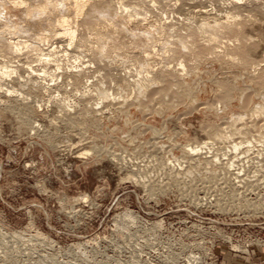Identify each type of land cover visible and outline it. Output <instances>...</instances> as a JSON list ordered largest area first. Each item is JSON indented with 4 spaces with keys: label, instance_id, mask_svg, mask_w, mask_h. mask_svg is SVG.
Masks as SVG:
<instances>
[{
    "label": "rangeland",
    "instance_id": "rangeland-1",
    "mask_svg": "<svg viewBox=\"0 0 264 264\" xmlns=\"http://www.w3.org/2000/svg\"><path fill=\"white\" fill-rule=\"evenodd\" d=\"M124 1L126 3L128 1L129 7L134 2L132 0ZM199 1L192 0L191 2L189 0L190 4L188 0L177 2L173 0L171 3L164 1L160 4H165V7L158 4L159 6H155L156 8L153 7L152 10L150 8V12L149 10L145 11L144 18L147 19H139V21L132 19L130 26H126L128 29L126 34L119 32L117 35L113 34L118 43L120 42L121 49L118 48L114 52L111 50L110 57L108 60L106 58L107 61L104 63L96 61L86 70L90 77V86L84 90L90 91V97H82L87 95V92L82 91L85 87L83 79H80L81 83L76 88L65 79V76L68 75L66 71L74 70L76 67L78 69L85 67L86 62L81 63V60H74L72 57H60L62 54L59 53L60 61L58 63H62L60 66L63 69L56 72L54 64L52 66L43 65L44 63L39 62L35 57L37 53L30 49L23 48L22 53L12 59H7V56H2L0 52V66L6 65L8 71L18 69L21 75H25L21 68L30 64L38 70L48 71V76L54 75L51 78L47 76L46 80H49L46 83L53 84L51 89L55 91L52 94L51 90L50 96L32 97L25 100L26 102L22 98H18V95L8 97L3 91H0V264H264V140H261V143L260 140H256V143L254 142L250 147L242 142L244 138L249 140V136H257L258 133H262L261 136H264V118H260L257 116L258 114L251 115L253 109L261 105L264 110V92H260L264 89L252 86L254 76H258L259 72L264 70V59L262 58L264 55V0H242L240 4H232L223 0L224 4L228 2V5H224L222 0L221 2L218 0L217 8H215L216 0ZM212 1L214 2L212 3ZM168 5L170 7L172 5L174 8H170ZM220 5L222 7H219ZM202 11H206L208 16L204 15ZM162 12L165 14L167 12V14L163 15ZM140 13L138 16L142 15L143 11ZM10 15L13 16V19ZM3 16L2 18L0 16L2 21H0V32L2 31L0 37L3 33L2 37L6 39L17 38L30 45L35 35L37 36L41 32L37 29L35 30L38 32L34 31V27L28 22L30 19L24 20L25 18L20 13L8 12ZM227 16L232 26L237 25V29L240 28L239 32L243 34L246 41L243 40V42L246 43V46L254 45V50L252 48L248 50L249 58L253 61L251 62L253 63L252 67L249 65L252 69L245 70L243 66H240L239 58L232 54L234 48L231 46L235 47L243 43L235 42L234 40L238 38L228 34L218 35L221 38L215 37L216 39L220 38L219 41L213 43V46L219 47L215 48L217 53L215 55L214 53L210 54V51H207L210 55L206 52L207 55L205 53L204 55H200V53L199 57L196 55L199 49L195 48V44L200 37L195 43L193 37H186L188 38L186 43H189L187 46L190 48L192 46L189 45L192 44L196 49L194 52L193 48H190L192 50L190 53L194 52V54L178 56L171 53L176 47L173 44L175 37L178 42L184 35L185 24L196 28L200 26L199 24L211 22L213 19L223 22ZM9 20L18 24L22 32L17 25V29H15L17 32L13 28L8 29L4 26V23ZM162 24H168L166 28L172 26L164 31L170 36L165 33L162 35V32L160 33L162 36L156 32L152 33L154 27L159 29ZM4 27L8 30L5 31ZM149 28L152 32L147 30ZM134 29L138 30L137 33H152L149 36L150 38L153 36L152 39L154 38L156 43L150 39L152 44L151 42L146 44L150 48L144 47L148 53L151 51L150 55L154 56L155 51L156 57L145 58L147 53H144V47L139 44L143 37H140L139 40L137 38L138 41L135 38V41L130 40L131 36L129 35L134 33ZM181 33L183 34L180 36ZM118 34L123 37L119 38ZM206 34L209 36V33ZM206 34L204 36L202 34L204 38L201 37L202 40L199 41L201 44L204 39V42L208 39ZM222 35L225 36L222 37ZM227 37L229 38L227 39ZM223 38H225V43ZM191 39L193 42L190 44ZM158 40L161 42L159 43ZM204 42L203 45L206 44ZM153 44L156 49L153 48ZM164 44L168 46H164ZM229 44L231 45L229 46ZM210 45L212 44L208 46ZM48 47L43 45L41 49L46 53ZM162 48L163 50L167 48L166 52ZM74 50L76 51L74 47H71L68 51L71 56L77 54ZM27 51L34 53L35 56ZM229 51L231 52L229 53ZM202 56L206 57L202 59ZM179 62L185 65L188 72L182 80L185 87L183 90H189L190 94L193 92L183 101L184 105H179L171 99L174 102L172 104L168 96V102L154 100L144 107L145 104L138 105L135 102L136 94H133L131 89L124 85L131 76L135 79H144L147 77L145 75L148 70L151 71L149 79L155 78L166 68H169L168 71L171 74H175ZM257 64L262 65L263 68L257 67ZM253 66H256L257 69ZM117 73L119 74L117 75ZM57 75L59 79L56 77ZM14 76V74H10L8 78H3L5 79L3 80L4 89L10 88V86L14 89L19 88L15 84L16 77L14 78ZM126 76L130 77L127 79ZM53 78L56 80L54 83ZM221 83H232L235 86V91L227 102H221L220 98L218 100V95L222 91ZM100 90L108 96L107 102L102 103L103 107L97 103ZM247 94L250 95L249 98ZM244 95L250 102L247 107L240 108V99ZM111 96L116 99L120 96L119 100L125 99L124 104L127 106L125 107L123 103H120L121 105L118 102L115 103ZM88 98L91 101L87 105L97 103L101 110L99 113L102 112L98 113L97 125L88 124L85 122L87 120L73 114L83 108L84 102L81 101L87 102ZM61 100H65L64 104H68L70 110L72 109L73 112H69L70 115H68L70 118H64L67 114L66 109L60 108ZM9 105L15 107V112L5 110ZM121 106L122 108L124 106L125 109L120 108ZM21 108H26V110ZM242 109L244 112L241 111ZM19 112L26 115L30 121L29 124H21L18 117ZM65 114L66 116H64ZM250 120L251 122L255 120L253 123L257 124L256 134H245L246 137L244 134L236 135V129L242 127V129H247V126L249 127L251 124ZM209 126L217 129L221 127L222 129H219L225 131L233 143L238 142L242 145L233 151L230 146V144L232 145L231 140L223 142L228 138L221 141L222 138L216 137V140H213L214 137L207 136L205 132V128ZM223 131L221 134L224 133ZM233 131H236L235 134ZM231 135L233 136L230 137ZM207 137H210L209 140L206 139ZM207 140L211 146L209 149H202V154L199 153L200 155L196 156L199 159L197 163L201 164L198 165L201 166L200 168L197 166V170L191 165L196 164L192 162L194 160H190L185 149L187 146L200 145ZM220 146L221 148H219ZM86 151L89 152L88 156L82 154ZM160 167L161 169H159ZM188 167H194L198 173L194 172V168L191 171L186 170ZM171 168L172 172L175 171L178 172V176L181 175L179 187L182 189L179 188L178 191V185L174 184V186L172 183L162 192V185L166 184L167 174ZM203 168L205 169L202 170ZM223 168H227L231 172L225 170L226 174L223 172ZM160 170L161 172H159ZM185 170L187 171L186 175L183 173ZM209 172H216V176L220 179L216 177V180L214 179L210 183L212 186L209 184V187L201 190L203 185L200 183V178L208 177ZM237 175L239 176L237 177ZM191 178L193 182L190 181ZM197 179L198 181H196ZM195 185L197 189L193 191V198L192 195L189 196L190 199L186 198L187 196H184L183 192L188 190L189 186L196 188ZM196 198L195 205L193 201ZM246 204L254 206L256 209H252L253 207L250 209Z\"/></svg>",
    "mask_w": 264,
    "mask_h": 264
},
{
    "label": "bare ground",
    "instance_id": "bare-ground-1",
    "mask_svg": "<svg viewBox=\"0 0 264 264\" xmlns=\"http://www.w3.org/2000/svg\"><path fill=\"white\" fill-rule=\"evenodd\" d=\"M129 1H131V0H129ZM132 1H134L133 3L132 2H129V3H132L131 4V7H129V5L130 4H127L128 3V1H127V3H126V1H124V0H0V16H1V18H2V16L3 15H5V14H7L8 12H16V13H20L21 14V16H23L25 19L24 20H26V19H30V21H28L29 23H30V25L32 26V27H34L33 28V30L34 31H36V32H38V31H41L40 32V34L38 33H36L37 34V36L35 35V33H34V35H35V37L33 38L34 40H31L32 41V43L30 44V43H28V44H30V45H27L26 44V41H20V40H18L17 38L15 39V38H9V39H6V38H4V37H2L3 36V33H2V38H1V40H0V42H1V45H0V52L2 53H0L2 56H7L6 58L7 59H12V58H14V57H17L18 55H20L21 53H22V51H23V48H25L26 50H28V49H30V50H32V52L34 51V53L36 52L37 53V55L35 56L34 55V53H32V52H30V51H27L28 53L30 52V53H32L35 57H37L36 59L39 61V62H42V63H44L43 65H45V66H47V65H53L54 64V66H55V69H56V72H59L60 70H61V68H62V66H60L61 64H59L58 63V61H60L59 60V53H61L62 54V56H60V57H64V58H73L74 60H78V61H80L81 60V63L83 62H86L87 63V65H85V67L83 66V67H81L80 69H78L77 67L76 68H74V70H69L68 68V70L69 71H66V72H68V75L67 76H65L66 78V82H68L70 85H72L73 87H78V85H79V83H81L80 81V79H83L82 80V82H83V84H84V86L85 87H83V89H82V91L86 88H88V86H90V82H89V78L90 77H88V72L86 71L87 70V68H89L91 65L93 66L94 64L93 63H95L96 61H98V63H100V61H102V63H104V61H107L108 60V58L110 57V52H111V50L114 52V50L116 51V49H118V48H120V45L121 44H119L118 43V41H117V39L113 36V34H115L116 33V35H117V33L119 32V33H125L126 34V31L128 30L127 29V27L126 26H128L129 24H131V22H132V19L133 20H138L139 21V19H141V20H145V19H147V18H144L145 17V11L146 12H148V10H149V12L153 9V7H155V6H159V5H162V4H160V3H163L164 1H165V3H166V1L168 2V3H171L173 0H132ZM177 1H179V0H174V2H177ZM199 1V0H198ZM226 1H229V2H231L232 4H240L241 3V1L242 0H225V2ZM253 1V0H252ZM261 1V0H260ZM191 2H192V0H191ZM200 2V1H199ZM214 1H212V3H213ZM216 2H217V4L215 5V8H217L218 7V0H216ZM215 2V3H216ZM220 2H221V0H220ZM245 2V1H244ZM258 2V1H257ZM256 2V3H257ZM188 3L190 4V2H189V0H188ZM187 3V4H188ZM205 3V2H204ZM222 3L224 4V2H223V0H222ZM228 3V2H227ZM227 3H225L226 5H228ZM254 3V2H253ZM263 3V2H262ZM159 4V5H158ZM185 4H186V2H185ZM224 4V5H225ZM264 4V3H263ZM164 5V7H165V4H163ZM162 5V6H163ZM174 5V4H173ZM213 5V6H214ZM222 5V4H221ZM219 6V7H222V6ZM231 5V4H230ZM261 5V4H260ZM133 6V7H132ZM167 6V5H166ZM174 6H176V5H174ZM174 6L172 7V5H171V7L172 8H174ZM217 6V7H216ZM234 6V5H233ZM237 6V5H236ZM264 6V5H263ZM168 7H170L169 5H168ZM167 7V8H168ZM170 7V8H171ZM132 8V9H131ZM139 8H141V9H139ZM150 8H151V10H150ZM156 8V7H155ZM166 8V9H167ZM251 8V7H250ZM262 8V7H261ZM131 9V10H130ZM139 9V10H138ZM263 9V8H262ZM212 10V9H211ZM218 10V9H217ZM221 10V9H220ZM234 10V9H233ZM232 10V11H233ZM259 10H261V9H259ZM140 11H143V13H142V15H144L143 17H142V15H140L141 16V18H140V16H138L139 14H141L140 13ZM163 11V10H162ZM170 11V10H169ZM207 11V10H206ZM206 11H202L203 13H204V15H206V16H208L207 14V12ZM210 11V10H209ZM246 11V10H245ZM262 11V10H261ZM212 12V11H211ZM234 12V11H233ZM169 13V12H168ZM172 13V12H171ZM10 14V13H9ZM148 14V13H147ZM150 14V13H149ZM154 14V13H153ZM162 14L163 15H166L167 14V12H166V14L165 13H163L162 12ZM170 14V13H169ZM191 14V13H190ZM212 14V13H211ZM156 15V14H155ZM155 15H153V16H155ZM163 15H161L160 14V16L161 17H163ZM174 15V14H173ZM229 15V14H228ZM11 16V19H13V16L12 15H10ZM20 16V15H19ZM71 16V17H70ZM150 16V15H149ZM225 16V15H224ZM236 16V15H235ZM4 17V16H3ZM7 17H9V16H7ZM147 17H148V15H147ZM156 17H158V16H156ZM190 17V16H189ZM19 19L21 18V17H18ZM206 18V17H205ZM204 18V19H205ZM225 18V17H224ZM232 18V17H231ZM230 18V19H231ZM7 19H9V18H7ZM10 19V20H11ZM15 19V18H14ZM22 19V18H21ZM165 19H166V17H165ZM170 19V18H169ZM209 19V18H208ZM249 19V18H248ZM6 21V23H4V26H6L8 29L10 28H13V30L14 31H16L15 29H17V26H18V24H14L12 21ZM17 20V19H16ZM24 20H23V22H24ZM162 20V19H161ZM164 20V19H163ZM238 21H239V19H237ZM250 20V19H249ZM1 21V20H0ZM32 21V22H31ZM205 21H207V20H205ZM211 21V20H210ZM234 21V20H233ZM2 22V21H1ZM20 21L18 20V23H19ZM142 22V21H141ZM140 22V23H141ZM167 22H168V20H167ZM22 23V22H21ZM134 23V22H133ZM135 23H137L136 21H135ZM143 23H144V21H143ZM164 23H165V21H164ZM26 24V23H25ZM169 24V23H168ZM167 24V25H168ZM171 24V23H170ZM17 25V26H16ZM19 25H20V23H19ZM149 25V24H148ZM157 25V24H156ZM161 25V24H160ZM167 25H163L162 24V26L159 28V29H155V27H154V29L151 31V28H149V29H147L148 31H151L152 33H154L155 34V32L156 33H159V35H160V33L162 32V35H163V33H165L166 35L167 34H169V33H166V32H164L166 29H169L170 27H172V26H170L169 28H166L167 27ZM183 25H184V23H183ZM193 25V24H192ZM200 26H198V27H196V28H193V27H191V25H189V24H185L184 25V28H183V30L185 31L184 32V35H183V37H181V39L178 41V42H176V37H175V43H173L176 47L172 50V48H171V53L173 52L174 54H176V55H178V56H181V55H186L187 54V56H188V54L190 53V52H192V48H193V51L194 52H196V49H199L200 50V52H199V50H197L198 51V53L196 52V55L199 57L200 55H204V53L206 52V53H208L209 51L211 52L210 54H213L214 53V55H215V48H219L217 45H214L213 46V43H216V41L218 40L219 41V39L221 38L220 36H218V35H221V34H228V35H232V36H234V37H236V38H238V39H235L234 41L235 42H242L243 44L242 45H237V46H235V47H232L231 46V48H234V49H232V50H234L233 52L234 53H232L233 55H236V58L238 57L239 59H238V61L241 63V65L240 66H243V68L245 69V70H249V69H252V68H250V67H252L251 66V64H253V63H251V62H253V61H251V59L249 58V55H248V50H249V48H252V50H254V45L252 46H246V41L244 40V38H243V34H240L241 32H239V31H241V30H239V29H237V25L236 26H232L231 25V23L229 22V17L227 16L226 17V19H225V21H223V22H219L218 21V19H213L211 22H204V23H201V24H199ZM238 25H240V24H238ZM22 26V25H21ZM30 26V27H31ZM130 26V25H129ZM159 26V25H158ZM174 26V25H173ZM182 26V25H181ZM19 27V26H18ZM175 27V26H174ZM174 27H173V29H174ZM241 27V26H240ZM5 28V27H4ZM7 28H5L4 30L6 31V30H8ZM157 28V27H156ZM3 29V28H2ZM35 29H37V30H35ZM182 29V28H181ZM19 30H20V27H19ZM135 30V29H134ZM4 31V32H5ZM14 31H13V36L15 35L14 34ZM21 32H22V30H20ZM25 31V30H24ZM43 31H45L44 33H42ZM132 31V30H131ZM137 31L138 30H135L134 31V33H132L131 35H129V36H131V37H129L130 38V40L132 39V40H134V38L136 39V41H138L139 39H141L140 37H143L142 39V41L139 43V44H141L143 47L144 46H147L146 44L148 43H150L151 42V40L150 39H152V37L153 36H151V38H150V36L149 35H152V33L151 32H144V33H137ZM256 31V30H255ZM2 32V31H1ZM0 32V33H1ZM10 32H11V30H10ZM17 32V31H16ZM26 32V31H25ZM168 32V31H167ZM6 33V32H5ZM206 33H209V36H208V34H206ZM10 34V33H9ZM12 34V33H11ZM10 34V35H11ZM22 34H24V33H22ZM21 34V35H22ZM127 34H129L128 32H127ZM183 33H181L180 34V36L182 35ZM202 34H203V36H204V34H206L208 37H206V38H208L207 40H206V42H204V40H203V42L204 43H206L205 45H203V42H202V44L200 43L201 42V37H203L202 36ZM5 35V34H4ZM7 35H8V33H7ZM26 35V34H25ZM119 35V34H118ZM158 35V34H157ZM162 35H160V36H162ZM173 35V34H172ZM19 36H20V34H19ZM169 36H170V34H169ZM174 36V35H173ZM217 36V38L218 37H220L219 39H216L215 37ZM225 36V35H224ZM223 35H222V37H224ZM16 37V36H15ZM32 37H33V35H32ZM123 36H121L120 37V35H119V38H122ZM133 37V38H132ZM155 37V36H154ZM172 37V36H171ZM186 37H193L194 38V43L197 41V39H199V37H200V39H199V41H197V43L195 44V48L196 49H194V46L191 44L193 41H192V39H191V42H190V44L191 45H189V46H192V47H188L187 45L189 44H187L186 43V39L188 40V38H186ZM196 37H198V38H196ZM118 38V39H119ZM137 38H138V40H137ZM204 38V37H203ZM229 37H227V39H228ZM12 39H15V40H12ZM155 39H156V37H155ZM161 39V38H160ZM225 38H223V40H224ZM148 40H149V42H148ZM152 40H154V38L152 39ZM157 40V39H156ZM167 40H169V39H167ZM243 40L245 41V42H243ZM121 41V40H120ZM135 41V40H134ZM173 41V40H172ZM220 41H222V40H220ZM226 41H229V40H226ZM233 40H232V42H234ZM251 41V40H250ZM249 41V42H250ZM153 43L155 42V40L154 41H152ZM152 42H151V44H152ZM158 42H159V40H158ZM161 42V41H160ZM159 42V43H160ZM207 42H208V45L209 44H212V45H210V46H208L207 45ZM230 42H231V40H230ZM247 42H248V40H247ZM49 43H50V45H49ZM143 43V44H142ZM156 43V42H155ZM219 43V42H218ZM217 43V44H218ZM224 43H225V40H224ZM245 43V44H244ZM264 43V42H263ZM123 44V43H122ZM134 44V43H133ZM132 44V45H133ZM168 44V43H167ZM167 44H164V46L166 45V46H168ZM170 44H171V42H170ZM233 44V43H232ZM237 44V43H236ZM235 44V45H236ZM43 45H46V46H49L48 48L49 49H47V52L46 53H44V50L43 49H41V47L43 46ZM106 45H107V49H106ZM137 45H138V43H137ZM140 45V46H141ZM162 45V44H161ZM197 45H198V48H197ZM208 47H207V46ZM227 45H228V43H227ZM231 44H229V46H230ZM234 45V44H233ZM150 46H152V45H150ZM153 48H155V44H153ZM172 46V45H171ZM220 46V45H219ZM228 46V47H229ZM71 47H74L75 49H76V55H73V56H71L70 55V53L68 52L70 49H71ZM126 47V46H125ZM159 47V46H158ZM169 47H170V45H169ZM172 47H174V46H172ZM223 47V46H222ZM221 47V48H222ZM227 47V48H228ZM141 48V47H140ZM147 48H148V46H147ZM150 48V47H149ZM148 48V49H149ZM152 48V49H153ZM164 48V47H163ZM163 48H162V50H163ZM121 49V48H120ZM123 49V48H122ZM126 49V48H125ZM138 49H139V47H138ZM142 49V48H141ZM140 49V50H141ZM145 47H144V53L146 54L145 55V58L146 59H150V56H153V55H150L149 53L151 52V51H149V53L147 52V50L145 51ZM156 49V48H155ZM143 50V49H142ZM151 50V49H150ZM165 50V52H166V50H167V48L166 49H164ZM163 50V51H164ZM230 50V49H229ZM231 50V51H232ZM154 51V49L152 50V52ZM208 51V52H207ZM231 51H229V53L231 52ZM251 51V50H250ZM71 52H72V50H71ZM194 52L192 53V54H194ZM203 52V53H202ZM217 52H218V54H219V49L217 50ZM26 53V52H25ZM24 53V54H25ZM154 53L156 54V52L154 51ZM162 53H164V52H162ZM201 53V54H200ZM205 53V55H207ZM222 53V52H221ZM27 54V53H26ZM25 54V55H26ZM74 54V53H73ZM155 54H154V56H155ZM191 54V53H190ZM191 54V55H192ZM200 54V55H199ZM209 53H208V55H210ZM217 54V53H216ZM232 54H231V56H232ZM115 55H119V54H115ZM168 55V54H167ZM171 55V54H170ZM195 55V56H196ZM153 56V57H154ZM251 56V55H250ZM118 57H120V56H118ZM133 57V56H132ZM135 57V56H134ZM138 57V56H137ZM156 57V56H155ZM185 57V56H184ZM204 57H206V56H204ZM203 56H202V59L204 58ZM106 58H107V60H106ZM112 58V57H111ZM110 58V59H111ZM115 58V57H114ZM163 58V57H162ZM201 58V57H200ZM263 59H264V55H263V57H262ZM16 59V58H15ZM85 59H87V60H85ZM105 59V60H104ZM159 59V58H158ZM173 59V58H172ZM229 59H231V58H229ZM235 59V58H234ZM71 60V59H70ZM85 60V61H84ZM160 60V59H159ZM168 60V59H167ZM170 60V59H169ZM183 60V59H182ZM0 61H1V59H0ZM31 61V60H30ZM236 61V60H235ZM260 61H262V60H260ZM260 61H257V62H260ZM68 62H69V60H68ZM229 63H230V61H228ZM237 62V61H236ZM255 62V61H254ZM257 62H255V63H257ZM5 63V62H4ZM3 63V64H4ZM8 63V62H7ZM33 63V62H32ZM42 63H40V64H42ZM80 63V62H79ZM105 63H107V62H105ZM151 63V62H150ZM167 63V62H166ZM196 63V62H195ZM233 63V62H232ZM235 63V62H234ZM238 63V62H237ZM239 63V64H240ZM254 63V64H255ZM260 63H263V62H260ZM260 63H258V64H260ZM68 64V63H67ZM66 64V65H67ZM187 64V63H186ZM239 64H238V66H239ZM257 64V67L259 66ZM132 65H133V63H132ZM168 65V64H167ZM235 65V64H234ZM249 65H250V67H249ZM81 66V65H80ZM98 66V65H97ZM99 66H101V64H99ZM103 66V65H102ZM158 66V65H157ZM261 66V67H260ZM259 67L260 68H263L262 67V65H260ZM264 66V65H263ZM71 67V66H70ZM104 67V66H103ZM142 67V66H141ZM169 67H172V66H169ZM234 67V66H233ZM247 67H249L248 69H247ZM253 67H255L256 69H257V67L256 66H253ZM101 68V67H100ZM174 68V67H173ZM239 68V67H238ZM254 68V69H255ZM259 68V69H260ZM8 68L6 67V65H1L0 66V91H3L4 92V94L5 95H7L8 97L9 96H13V95H18L19 97L18 98H22V100H29V98H38L39 96H46V95H51L50 94V92H51V87L53 86V84H47L46 83V81L47 80H49V79H47L46 80V77L48 76L47 74V72H46V70H41V69H36V68H33L32 67V65H30V64H28V65H26L25 67H22L21 68V71H22V73H25V75L24 74H22L21 75V73H19L18 72V69L17 70H7ZM63 69V68H62ZM102 69V68H101ZM104 69V68H103ZM177 70L175 71V74H171L168 70H169V68H166V70L164 69L163 71H161L159 74H157L156 76H155V78H153L152 79V77H151V79H149V74H151V71H146V75L145 76H147V77H145L143 80L141 79V78H137V79H135V78H132V76H131V80L130 79H128L130 76H128V78H127V76H126V78L128 79L126 82V84L124 83V85H126V86H128L127 88H129V89H131V91L133 92V94H136L135 96H136V103L139 105V104H145L144 105V107L146 106V105H148V104H150L151 102H153L154 100H159V102L160 101H165V102H168L169 101V98H170V102H172L171 101V99L175 102V103H177V104H181V105H184V104H182L183 103V101L184 100H186V98L189 96V95H192V93L190 94L189 93V90H187V89H184L183 90V85H184V83L182 82V80H183V77L184 76H186L187 75V71H186V68H185V65L182 63V62H179L178 63V66H177V68H176ZM253 69V70H254ZM145 70V69H144ZM243 70V69H242ZM155 71V70H154ZM171 71V70H170ZM189 71V70H188ZM258 71V70H257ZM64 73L65 75L67 74V73ZM107 72H108V70H107ZM114 72H115V70H114ZM153 72V71H152ZM254 72V71H253ZM96 73V72H95ZM110 73V72H109ZM237 73V72H236ZM235 73V74H236ZM248 73V72H247ZM260 74L257 76H254V78H253V80L254 81H252L253 83H252V86L253 87H258L259 89H264V70H263V72H259ZM10 74H14L15 76H14V78L16 77V80H15V84H17V86L19 87L18 89H14V88H12L11 86H10V88L8 87V89H4L3 88V83H4V81L3 80H5L6 79V77L8 78L9 76H10ZM64 74H62V75H64ZM119 73H117V75H118ZM92 75V74H91ZM248 75V74H247ZM52 76H54V75H52ZM52 76H48V77H52ZM109 76V75H108ZM143 76V75H142ZM150 76H152V75H150ZM216 76V75H215ZM56 77H58V75L56 76ZM96 77V76H95ZM100 77V76H99ZM116 77V76H115ZM140 77V76H139ZM246 77V76H245ZM3 78H5V79H3ZM61 78H62V76H61ZM212 78V77H211ZM58 79H59V77H58ZM95 80V79H94ZM99 80V79H98ZM124 80V79H123ZM50 81H51V79H50ZM52 81H53V83L56 81L54 78L52 79ZM59 81V80H58ZM98 83V82H97ZM102 83V82H101ZM209 83V82H208ZM5 84V83H4ZM158 84H160V85H158ZM219 84V83H218ZM103 85V84H102ZM220 85V84H219ZM240 85V84H239ZM217 86V85H216ZM60 87V86H59ZM97 87H98V85H97ZM196 87V86H195ZM252 87V88H253ZM103 88V87H102ZM126 88V87H125ZM124 88V89H125ZM185 88V87H184ZM218 88V87H217ZM59 89V88H58ZM221 89H222V91H220V93H219V95H218V100H219V98L222 100L221 102H227V101H229L230 99H231V95L233 94V92L235 91V86L232 84V83H221ZM54 90V89H53ZM52 90V94L53 93H55V91H53ZM93 90V89H92ZM128 90V89H127ZM85 92H87V95H83L82 97L84 98V97H86V96H88V97H90L91 95L89 94V90H84ZM94 91V90H93ZM219 91V90H218ZM109 92V91H108ZM248 92V91H247ZM260 92H264V90L263 91H260ZM84 93V92H83ZM107 93V92H106ZM249 94H250V92H248ZM57 94V93H56ZM85 94V93H84ZM92 94V93H91ZM109 94V93H108ZM261 94V93H260ZM98 97L99 98H97L98 99V101L99 102H97V103H99L100 105H102V103L103 102H107V94H105V92H101V90H100V93L98 92ZM243 95V94H242ZM246 95V94H245ZM243 96V97H241V99H240V108L242 107V108H245V107H247L248 106V104H249V99H247V97L249 98V96L250 95H248L247 97L246 96ZM56 95H54V98H56L55 97ZM168 96H169V98H168ZM17 97V96H16ZM47 97V96H46ZM57 97H58V94H57ZM109 97H110V95H109ZM112 97V101H115V103H117L118 102V104L119 105H121L122 103L124 104L125 102H126V100L125 99H120L119 100V98H120V96L116 99V97H114V96H111ZM123 97V96H122ZM239 97V96H238ZM49 98V97H48ZM82 98V99H83ZM92 98V97H91ZM168 98V100L166 101V99ZM203 98V97H202ZM51 99V98H50ZM66 99V98H65ZM96 99V98H95ZM97 99H96V101H97ZM189 99V98H188ZM191 99V98H190ZM52 100V99H51ZM50 100V101H51ZM72 100V99H71ZM193 100V99H192ZM216 100V99H215ZM47 101V100H46ZM56 101V100H55ZM64 101L65 100H61L59 103L61 104V109H63V110H65V112H66V114H67V116H66V114L64 115V116H66V117H64V118H70V116H68V115H70L69 114V112H73V111H71L70 110V106L67 104V105H65L64 104ZM78 101V100H77ZM80 101V100H79ZM86 101L87 102H85V101H81L82 103H83V108H81V109H79L77 112H74L73 114H76V116L79 118V116L81 117V118H83V119H85V120H87V121H85V122H87L88 124L90 123V124H94V125H97V121H99L98 120V118H97V116H98V113H99V111H101V110H99V108L100 107H98L99 105L96 103V104H93V105H87L88 104V102L89 101H91L90 100V98H88V100L86 99ZM111 101V102H112ZM189 101V100H188ZM20 102H23V101H20ZM26 102V101H25ZM36 102V101H35ZM48 102V101H47ZM58 102V101H57ZM71 102V101H70ZM110 102V103H111ZM139 102V103H138ZM174 102H172V104L174 103ZM58 103V104H59ZM114 103V102H113ZM121 103V104H120ZM45 104H46V102H45ZM49 104H50V102H49ZM65 106H64V105ZM92 104V103H91ZM168 104V103H167ZM35 105V104H34ZM82 105V104H81ZM80 105V106H81ZM98 105V106H97ZM109 105V104H108ZM113 105H115V104H113ZM125 105V104H124ZM137 105V106H138ZM140 105V106H141ZM165 105V104H164ZM175 105V104H174ZM196 105V104H195ZM194 105V106H195ZM209 105V104H208ZM207 105V106H208ZM212 105V104H211ZM242 105V106H241ZM21 106V105H20ZM56 106V105H55ZM60 106V105H59ZM72 106V105H71ZM77 106V105H76ZM117 106V105H116ZM127 105H125V107H126ZM130 106V105H129ZM128 106V107H129ZM132 106V105H131ZM151 106V105H150ZM201 106V105H200ZM204 106V105H203ZM206 106V105H205ZM225 106V105H224ZM228 106V105H227ZM39 108H40V106H38ZM102 107H103V105H102ZM113 107V106H112ZM142 107V106H141ZM157 107V106H156ZM159 107V106H158ZM179 107V106H178ZM210 107V106H209ZM216 107V106H215ZM38 108V109H39ZM58 108V107H57ZM71 108H73V107H71ZM105 108V107H104ZM111 108V107H110ZM120 108H122V106L120 107ZM119 108V109H120ZM123 108H124V106H123ZM122 108V109H123ZM194 108V107H193ZM207 108V107H206ZM254 108H255V106H254ZM18 109H20V108H18ZM21 109H24V108H21ZM47 109V108H46ZM125 109V108H124ZM142 109V108H141ZM148 109V108H147ZM146 109V110H147ZM189 110L191 109V108H188ZM187 109V110H188ZM196 109V108H195ZM217 109V108H216ZM6 111H14L15 110V107L14 106H12V105H9V106H7L6 107V109H5ZM24 110H26V108L24 109ZM104 110V109H103ZM150 110V109H149ZM188 110V111H189ZM20 111V110H19ZM61 111V110H60ZM106 111V110H105ZM124 111V110H123ZM187 111V112H188ZM192 111V110H191ZM241 111H243V109L241 110ZM252 111V110H251ZM15 112V111H14ZM16 112H17V110H16ZM24 113H25V111H23ZM121 112H122V110H121ZM147 112H148V110H147ZM190 112V111H189ZM244 112V111H243ZM27 113V112H26ZM61 113V112H60ZM102 113V112H101ZM101 113H99V114H101ZM108 113H110V112H108ZM149 113V112H148ZM14 114H17V113H14ZM13 114V115H14ZM72 114V115H73ZM186 114V113H185ZM184 114V115H185ZM245 114V113H244ZM256 114H258L257 116H260V118H264V110H263V106L261 105L260 107H256L255 109H253V111H252V116H255ZM183 115V114H182ZM75 116V117H76ZM204 116V115H203ZM245 116V115H244ZM244 116H242V117H244ZM19 120H20V122H21V124L22 125H27V124H29L30 123V121L27 119V117H26V115L25 114H21L20 112H19ZM73 117H74V115H73ZM141 118V117H140ZM239 118V117H238ZM258 118V117H257ZM256 118V119H257ZM177 119V118H176ZM64 120H66L67 121V119H64ZM239 120V119H238ZM240 120H241V117H240ZM251 120H252V118H251ZM251 120H250V125H249V127L247 126V129H242V128H240V129H236V131H237V133H236V135L238 134H240L239 136H242V134H244V136H245V134H249V135H251V134H256L255 132H256V122L255 123H253L254 121H252L251 122ZM263 120V119H262ZM63 121V120H62ZM68 121H69V119H68ZM244 121V120H243ZM249 121V120H248ZM264 121V120H263ZM262 121V122H263ZM70 122V121H69ZM162 122V121H161ZM240 123V122H239ZM247 123V122H246ZM258 123H259V121H258ZM66 124H68V123H66ZM134 124V123H133ZM221 124V123H220ZM223 124V123H222ZM224 124H227V123H224ZM244 124V123H243ZM242 124V125H243ZM263 124V123H262ZM68 125H70V124H68ZM72 125V124H71ZM129 125H130V123H129ZM218 125H219V123H218ZM246 125V124H245ZM34 126V125H33ZM36 126V125H35ZM221 126V125H220ZM231 126V125H230ZM218 127V126H217ZM227 127V126H226ZM235 127V126H234ZM245 127V126H244ZM152 128V127H151ZM219 128H221V127H219ZM217 129V128H214L213 126H212V128L209 126L208 128L206 127L205 129V132L207 133V136H212V137H214L213 138V140L217 137L218 139H221L222 138V140L221 141H223V139H227L228 138V140H225V141H223L224 143L227 141V142H230L229 140H231V139H229V136L228 135H226L225 134V131H223V130H220V129ZM256 128V129H255ZM261 128V127H260ZM150 129V128H149ZM222 129V128H221ZM223 129H224V127H223ZM235 129V128H234ZM233 129V130H234ZM255 129V130H254ZM262 129V128H261ZM225 130H227L226 128H225ZM232 130V129H231ZM259 130V129H258ZM263 130V129H262ZM30 131V130H29ZM221 131H223L224 133L223 134H221L222 132ZM235 131V132H236ZM229 132V131H228ZM235 132L233 131V134H235ZM260 132V131H259ZM129 133V132H128ZM143 133V132H142ZM141 133V134H142ZM156 133V132H155ZM204 133V132H203ZM229 135H230V132L228 133ZM261 134L262 133H258V135L256 136V135H251V136H249V140H247V139H245L244 138V140L242 141V142H244V144H246L248 147H250L256 140L258 141V140H260V143H261V140H264V136L262 135L261 136ZM129 136V135H128ZM164 136V135H163ZM233 135H231L230 137H232ZM210 137H207L206 139H208V138H210ZM246 137V136H245ZM110 138V137H109ZM122 138V137H121ZM163 138V137H162ZM234 138V137H233ZM254 138V139H253ZM166 139V138H165ZM218 139H217V141H218ZM209 140V139H208ZM207 140V142H203V143H201L200 145H196V146H187L186 147V152H187V155H189L188 157H190V160H194V161H192V162H194L196 165H194V164H191L190 163V161H189V163L192 165V166H194L196 169H197V166L198 165H201L200 163H197V161L199 160L198 158H196V156L198 157V154L199 153H201V150L202 149H209L210 147L209 146H211L210 145V143H209V141ZM216 140V139H215ZM150 141V140H149ZM148 141V142H149ZM153 141V140H152ZM171 141V140H170ZM238 141H239V139H238ZM139 142V141H138ZM159 142V141H158ZM222 143V142H221ZM220 143V144H221ZM230 143H232V145L230 144ZM229 144H230V146H231V148H232V150L233 151H236L239 147V145H242L241 143H233L232 142V140H231V142H230ZM256 143V142H255ZM129 144V143H128ZM173 144V143H172ZM216 144V143H215ZM219 144V143H218ZM263 144V143H262ZM131 145H133V144H131ZM192 145V144H191ZM217 145V144H216ZM245 145V146H246ZM256 145V144H255ZM215 146V145H214ZM221 146H222V144H221ZM221 146L219 147V148H221ZM246 146V147H247ZM173 147V146H172ZM213 147V146H212ZM216 147V146H215ZM254 147V146H253ZM252 147V148H253ZM223 148V147H222ZM227 148H229L228 146H227ZM172 149H174V148H172ZM215 149V148H214ZM248 149V148H247ZM138 150V149H137ZM231 150V151H232ZM95 151V150H94ZM103 151V150H102ZM135 152V151H134ZM203 152H204V150H203ZM216 152V151H215ZM220 152V151H219ZM242 152V151H241ZM256 152V151H255ZM124 153H125V151H124ZM223 153V152H222ZM240 153V152H239ZM264 153V152H263ZM83 155H87L88 156V154H89V152H84V153H82ZM81 154V156H83ZM169 154V153H168ZM202 154V153H201ZM259 154V153H258ZM167 155V154H166ZM200 155V154H199ZM205 155H206V153H205ZM98 156V155H97ZM222 156V155H221ZM226 156V155H225ZM232 156V155H231ZM170 157V156H169ZM193 157H195L194 159H193ZM111 158V157H110ZM205 158H206V156H205ZM207 158H209V157H207ZM234 158V157H233ZM254 158V157H253ZM120 159V158H119ZM128 159V158H127ZM201 159V158H200ZM213 159V158H212ZM214 159H215V157H214ZM213 159V160H214ZM206 160V159H205ZM212 160V161H213ZM215 160H217V158L215 159ZM220 160V159H219ZM114 161V160H113ZM127 161H129V160H127ZM207 161V160H206ZM209 161V160H208ZM210 161H211V159H210ZM235 161V160H234ZM126 162V161H125ZM185 162V161H184ZM199 162V161H198ZM215 162V161H214ZM219 162V161H218ZM252 162V161H251ZM120 163H122V162H120ZM127 163V162H126ZM176 163V162H175ZM204 163V162H203ZM207 163V162H206ZM235 163V162H234ZM258 163V162H257ZM118 164V163H117ZM125 164V163H124ZM178 164V163H177ZM219 164V163H218ZM254 164V163H253ZM259 164V163H258ZM161 165V164H160ZM215 165V164H214ZM230 165V164H229ZM235 165V164H234ZM257 165V164H256ZM262 165V164H261ZM122 166V165H121ZM164 166H165V164H164ZM190 166V165H189ZM224 166V165H223ZM241 166H242V164H241ZM162 167V166H161ZM161 167L159 168V169H161ZM176 167V166H175ZM194 167H192V168H189L188 167V169H186V170H189V171H191V169H193ZM199 167V166H198ZM201 167V166H200ZM199 167V168H200ZM215 167V166H214ZM243 167V166H242ZM257 167V166H256ZM178 168V167H177ZM183 168V167H182ZM194 168V169H195ZM218 168V167H217ZM220 168V167H219ZM235 168V167H234ZM136 169V168H135ZM137 169H139V168H137ZM163 169V168H162ZM195 169V170H196ZM205 168H203L202 170H204ZM169 170V169H168ZM180 170V169H179ZM184 171L183 173H185V172H187V171ZM194 170V172H197V170L195 171ZM219 170V169H218ZM222 170H224L223 172H225V170H228L227 168L226 169H222ZM231 170H232V168H231ZM243 170V169H242ZM173 170H172V168H171V170H169L168 171V174H167V182L165 181V183L166 184H163L162 185V192H163V189H165V187L167 188L170 184H172L173 183V185L175 184V185H178V191H179V185H180V183H181V180H180V177H181V175L180 176H178V172L176 173L175 171V173L174 172H172ZM229 171V170H228ZM253 171V170H252ZM262 171V170H261ZM159 172H161V170L159 171ZM167 172V171H166ZM229 172H231V171H229ZM234 172H235V170H234ZM233 172V173H234ZM236 172H237V170H236ZM239 172H240V170H239ZM238 172V173H239ZM198 173V172H197ZM200 173V172H199ZM226 174H227V172H225ZM224 173V174H225ZM246 173V172H245ZM157 174V173H156ZM165 174V173H164ZM189 174H191V173H189ZM223 174V175H224ZM139 175V174H138ZM166 175V174H165ZM164 175V176H165ZM183 175V174H182ZM185 175H186V173H185ZM208 177H203L204 179H202V178H200L201 180H200V183H201V185H203L202 187H201V185H200V187L202 188L201 190H205V188H207V187H209L210 185L212 186V184H210L211 182H213V180L217 177L216 176V172H209L208 173ZM221 175V174H220ZM223 175L221 176V179H222V177H223ZM233 175H235V174H233ZM260 175V174H259ZM156 176V175H155ZM219 176V175H218ZM230 176V175H229ZM239 175H237V177H238ZM261 176H262V174H261ZM139 177V176H138ZM148 177V176H147ZM158 177V176H157ZM184 177V176H183ZM188 177H190V176H188ZM198 177V176H197ZM225 177H226V175H225ZM232 177V176H231ZM230 177V178H231ZM217 178H219V177H217ZM234 178V177H233ZM232 178V180H234ZM253 178V177H252ZM256 178V177H255ZM141 179V178H140ZM145 179H147L146 177H145ZM158 179V178H157ZM182 179V178H181ZM189 179V178H188ZM220 179V178H219ZM228 179V178H227ZM127 180V179H126ZM154 180V179H153ZM160 180V179H159ZM192 180V182H193V179L191 178L190 179V181ZM216 180V179H215ZM254 180V179H253ZM135 181V180H134ZM146 181V180H145ZM148 181V180H147ZM146 181V182H147ZM184 182H185V180H183ZM186 181H187V179H186ZM189 181V180H188ZM187 181V182H188ZM190 181H189V183H190ZM196 181H198V179L196 180ZM236 181V180H235ZM241 181V180H240ZM263 181V180H262ZM145 182V183H146ZM159 182V181H158ZM239 182V181H238ZM142 183H144V182H142ZM156 183V182H155ZM161 183H163V182H161ZM195 183V182H194ZM196 183H199V182H196ZM254 183V182H253ZM135 184V183H134ZM141 184V183H140ZM139 184V185H140ZM210 184V185H209ZM142 185V184H141ZM155 185V184H154ZM174 185V186H175ZM183 185V184H182ZM189 185V184H188ZM191 185V184H190ZM199 185V184H198ZM216 185V184H215ZM222 185V184H221ZM232 185V184H231ZM237 185V184H236ZM243 185V184H242ZM144 186V185H143ZM152 186V185H151ZM159 186V185H158ZM158 186H156L157 188H158ZM196 186V185H195ZM149 187H150V185H149ZM161 187V186H160ZM191 187V188H190ZM192 187H194V186H189V188H188V190H185L184 192H183V195L184 196H187L186 198H188L189 196L191 197V195L193 194V191H196V189H197V186H196V188H192ZM220 187H222V186H220ZM242 187V186H241ZM261 187V186H260ZM143 188V187H142ZM147 188V187H146ZM157 188H156V190H157ZM174 188V187H173ZM204 188V189H203ZM154 189V188H153ZM161 189V188H160ZM180 189H182V188H180ZM255 189V188H254ZM151 190V189H150ZM155 190V189H154ZM170 190V189H169ZM199 190V189H198ZM206 190H209V189H206ZM161 191V190H160ZM159 191V192H160ZM216 191H217V189H216ZM221 192V191H220ZM152 193H153V191H152ZM155 193V192H154ZM185 193V194H184ZM239 193V192H238ZM248 193V192H247ZM250 193V192H249ZM196 194V193H195ZM207 194V193H206ZM215 194V193H214ZM161 195H163V194H161ZM194 195V194H193ZM193 195H192V198H193ZM259 195V194H258ZM206 196V195H205ZM219 196V195H218ZM182 197V196H181ZM190 197L188 198V199H190ZM196 197V196H195ZM184 198V197H183ZM191 198V199H192ZM198 198V197H197ZM197 198L195 199V201H193L194 203L196 202V200H197ZM205 198H207V197H205ZM233 198V197H232ZM221 199V198H220ZM262 199V198H261ZM193 200V199H192ZM199 200V199H198ZM242 200V199H241ZM245 200V199H244ZM263 200V199H262ZM261 200V201H262ZM190 201V200H189ZM200 201H201V199H200ZM240 201V200H239ZM264 201V200H263ZM192 202V201H191ZM231 202V201H230ZM197 203V202H196ZM196 203H195V205H196ZM199 203V202H198ZM247 203V202H246ZM261 203V202H260ZM223 204V203H222ZM245 204V203H244ZM243 204V205H244ZM248 204V203H247ZM247 204H246V206H247ZM263 204V203H262ZM261 204V205H262ZM201 205V204H200ZM261 205H260V207H261ZM217 207H219V205H217ZM226 207V206H225ZM247 207H251V206H247ZM253 207V208H252ZM251 208L252 209H256V208H254V206H252ZM256 207V206H255ZM259 207V208H260ZM220 208V207H219ZM250 208V209H251ZM258 208V209H259ZM242 209V208H241ZM245 209H248V208H245ZM262 209V208H261ZM255 211V210H254ZM257 212V211H256Z\"/></svg>",
    "mask_w": 264,
    "mask_h": 264
}]
</instances>
